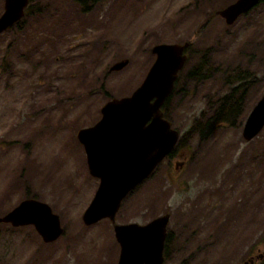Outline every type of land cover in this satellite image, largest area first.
Returning a JSON list of instances; mask_svg holds the SVG:
<instances>
[{
    "label": "rangeland",
    "instance_id": "rangeland-1",
    "mask_svg": "<svg viewBox=\"0 0 264 264\" xmlns=\"http://www.w3.org/2000/svg\"><path fill=\"white\" fill-rule=\"evenodd\" d=\"M234 1L100 0L85 12L75 0H31L0 35V217L38 200L63 234L45 242L33 225L2 223L0 264H118L113 222H83L99 179L77 133L143 83L155 45L184 43L162 106L180 138L114 223L169 215L162 264H264V127L243 137L264 95V0L228 25L219 11ZM229 94L235 116L206 127Z\"/></svg>",
    "mask_w": 264,
    "mask_h": 264
},
{
    "label": "water",
    "instance_id": "water-1",
    "mask_svg": "<svg viewBox=\"0 0 264 264\" xmlns=\"http://www.w3.org/2000/svg\"><path fill=\"white\" fill-rule=\"evenodd\" d=\"M261 0H236L219 11L231 25ZM30 0H4L0 16V35L20 21ZM188 43L158 44L156 56L143 83L128 97L112 99L101 109V118L91 127L82 128L77 137L83 145L89 173L99 179L94 198L83 214L86 225L109 219L121 246L118 264H162L169 215L145 225L115 224L122 201L154 172L172 152L179 132L163 116L162 106L173 91L183 69ZM120 61L110 72L126 67ZM264 127V95L249 113L243 128L246 141L255 138ZM15 227L33 225L45 242L63 234L61 221L51 207L38 200H24L12 212L0 217V224Z\"/></svg>",
    "mask_w": 264,
    "mask_h": 264
},
{
    "label": "trees",
    "instance_id": "trees-1",
    "mask_svg": "<svg viewBox=\"0 0 264 264\" xmlns=\"http://www.w3.org/2000/svg\"><path fill=\"white\" fill-rule=\"evenodd\" d=\"M100 0H75L77 4H80L82 6V9L87 12L90 10V7L95 5ZM28 9H26L27 11ZM20 22L16 23L19 24ZM12 28V27H11ZM6 32V31H5ZM230 78V77H229ZM228 78V79H229ZM227 79V81H228ZM220 107V111H215L214 113L210 114V119L206 123V127H209L210 123L221 121V122H230V117H234L235 111H232V107H236V105L233 102L232 96L229 94L227 96L222 97L218 103ZM200 133L202 134V128H199ZM167 241V239H166ZM166 243V242H165ZM165 255V251H164Z\"/></svg>",
    "mask_w": 264,
    "mask_h": 264
},
{
    "label": "flooded vegetation",
    "instance_id": "flooded-vegetation-1",
    "mask_svg": "<svg viewBox=\"0 0 264 264\" xmlns=\"http://www.w3.org/2000/svg\"><path fill=\"white\" fill-rule=\"evenodd\" d=\"M235 1H236V0H235ZM235 1H234V2H235ZM244 14H245V13H244ZM242 15H243V14H242ZM242 15H241V16H242Z\"/></svg>",
    "mask_w": 264,
    "mask_h": 264
}]
</instances>
